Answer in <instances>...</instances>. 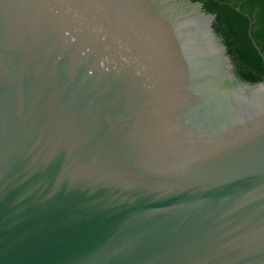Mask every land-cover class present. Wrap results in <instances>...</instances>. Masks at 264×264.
Returning <instances> with one entry per match:
<instances>
[{
	"label": "water",
	"instance_id": "1",
	"mask_svg": "<svg viewBox=\"0 0 264 264\" xmlns=\"http://www.w3.org/2000/svg\"><path fill=\"white\" fill-rule=\"evenodd\" d=\"M193 0H0V264H264V81Z\"/></svg>",
	"mask_w": 264,
	"mask_h": 264
},
{
	"label": "trees",
	"instance_id": "2",
	"mask_svg": "<svg viewBox=\"0 0 264 264\" xmlns=\"http://www.w3.org/2000/svg\"><path fill=\"white\" fill-rule=\"evenodd\" d=\"M193 1L202 2L207 12L215 14L213 27L224 39L240 74L252 82L264 81V0ZM254 3L261 7L256 16Z\"/></svg>",
	"mask_w": 264,
	"mask_h": 264
},
{
	"label": "flooded vegetation",
	"instance_id": "3",
	"mask_svg": "<svg viewBox=\"0 0 264 264\" xmlns=\"http://www.w3.org/2000/svg\"><path fill=\"white\" fill-rule=\"evenodd\" d=\"M242 3L246 2L247 0H240ZM200 2V1H199ZM202 3V2H201ZM203 4V3H202ZM204 6V5H203ZM250 9L252 8V4H249ZM253 9V16H256L259 14V12L261 11V7L258 3H254V7ZM255 22V18H253V20L251 21V23Z\"/></svg>",
	"mask_w": 264,
	"mask_h": 264
}]
</instances>
